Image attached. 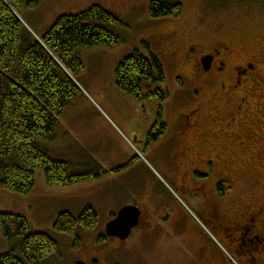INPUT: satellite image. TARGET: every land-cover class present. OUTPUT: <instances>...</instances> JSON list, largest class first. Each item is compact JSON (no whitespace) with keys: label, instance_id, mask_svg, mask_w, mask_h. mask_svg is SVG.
Here are the masks:
<instances>
[{"label":"rangeland","instance_id":"obj_1","mask_svg":"<svg viewBox=\"0 0 264 264\" xmlns=\"http://www.w3.org/2000/svg\"><path fill=\"white\" fill-rule=\"evenodd\" d=\"M150 1L16 3L17 14L35 36H42L58 16L92 5L103 7L121 22L110 25L120 37L118 44L81 50L83 67L71 70L80 94L65 108L55 139L46 143L50 154L70 162L75 173L90 171L93 177L69 187H55L48 185L44 171L37 169L30 192L20 194L0 188V211L24 216L33 231L47 233L58 242V253L47 256L44 264H203L214 253L223 256V264H244L234 258L229 242L211 224L202 193L178 182L170 171L163 155V139L149 138L160 103L155 99L136 101L113 90L117 63L136 49L146 53V44L164 68L162 86L169 97L162 102V116L170 122L168 133H173L172 122L184 109L182 96L188 91V86L179 84L181 70H187V64L176 45L183 48V40L194 31L211 36L228 27L237 33L240 25L234 30L230 22L224 25L236 7L233 0L174 1L181 4L179 17L152 18L148 14ZM261 14L259 10L253 13L257 24L264 21ZM170 33L172 37L167 35ZM252 38H237L236 55L247 57L262 48L257 38ZM203 101L210 112L214 111L217 102L213 95ZM152 114L154 119H150ZM208 123L211 126L213 120ZM261 171L260 179L264 178ZM88 204L97 212V223L89 230L76 226V245L73 236L54 228V222L61 212L77 216ZM139 205L145 219L133 227L127 239L105 236V225L122 207ZM9 245L0 234V253L8 251Z\"/></svg>","mask_w":264,"mask_h":264},{"label":"trees","instance_id":"obj_2","mask_svg":"<svg viewBox=\"0 0 264 264\" xmlns=\"http://www.w3.org/2000/svg\"><path fill=\"white\" fill-rule=\"evenodd\" d=\"M19 0H0V188L26 194L35 184V171L42 169L48 185L69 187L86 182L93 175L75 173L73 165L53 157L46 143L53 141L65 108L80 94L71 70L83 67L81 50L112 47L120 37L110 28L117 17L98 5L63 14L42 36L33 35L16 11ZM181 5L151 0L152 18L179 17ZM146 53L136 49L120 60L114 70L118 91L136 101L155 99L159 104L149 138L162 134V102L169 97L163 87L165 72L159 58L145 44ZM97 212L88 204L77 216L61 212L54 228L73 236L76 226L92 229ZM0 234L9 250L0 253V264H44L58 253V242L49 234L31 229L19 214L0 211Z\"/></svg>","mask_w":264,"mask_h":264},{"label":"flooded vegetation","instance_id":"obj_3","mask_svg":"<svg viewBox=\"0 0 264 264\" xmlns=\"http://www.w3.org/2000/svg\"><path fill=\"white\" fill-rule=\"evenodd\" d=\"M251 1L256 0H233L237 11L224 25L230 22L233 30L240 25L237 33L228 27L211 36L194 31L183 48L176 45L187 64L179 84L188 91L182 96L184 109L172 122L174 132L168 133L170 122L162 117L158 139L178 182L202 193L211 224L229 242L234 258L264 264V21H253L257 10L264 17V2ZM254 36L262 48L247 57L236 55L237 38ZM207 95L217 102L212 112L203 101ZM137 207L139 224L145 216ZM205 260L224 262L215 253Z\"/></svg>","mask_w":264,"mask_h":264},{"label":"water","instance_id":"obj_4","mask_svg":"<svg viewBox=\"0 0 264 264\" xmlns=\"http://www.w3.org/2000/svg\"><path fill=\"white\" fill-rule=\"evenodd\" d=\"M140 210L135 206L122 207L105 225V236L127 239L133 227L138 225Z\"/></svg>","mask_w":264,"mask_h":264},{"label":"crops","instance_id":"obj_5","mask_svg":"<svg viewBox=\"0 0 264 264\" xmlns=\"http://www.w3.org/2000/svg\"><path fill=\"white\" fill-rule=\"evenodd\" d=\"M113 88H115V89H113V90H117L116 87L113 86ZM110 91H111V90H110ZM117 91H118V90H117ZM154 116H155V115L152 114V117H151L150 119H154ZM86 196H88V194H87ZM86 199H88V197H86Z\"/></svg>","mask_w":264,"mask_h":264}]
</instances>
